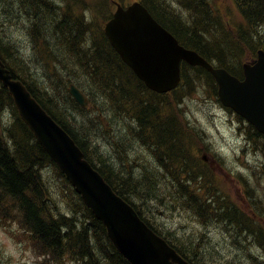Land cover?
<instances>
[{
    "label": "rangeland",
    "instance_id": "1",
    "mask_svg": "<svg viewBox=\"0 0 264 264\" xmlns=\"http://www.w3.org/2000/svg\"><path fill=\"white\" fill-rule=\"evenodd\" d=\"M13 1L15 0H0V26L3 25L0 27V37L5 43L14 46L17 56L27 64L30 73L28 81L33 83L35 88L42 89L46 94H49L50 98L58 101L61 104L60 111L70 118L78 137L88 138L87 141L89 140L91 144L89 145L92 147L90 157L92 162L98 165L99 160L95 156L99 155L104 158L103 161L109 171L113 170L117 174L120 173L132 178L131 183L134 186L136 184L138 187H135L141 192V200L137 202L135 199L132 202L144 214L142 215L145 217L147 215L152 219L157 228L163 230L179 249L184 248V252H190L189 246H193V249L195 247L196 256L201 254L200 258H194L199 264H264V245L256 244L252 236L247 237V239L241 238L237 235L238 232H236L234 224L228 225V223L219 220L220 215H215L221 212L220 210L214 214L215 220L212 217V211L205 210L204 205L206 202L215 207L212 197L215 195V189L219 190L218 194L223 195L229 203L241 210V214L242 211L248 213L264 229V139L257 138L251 141L250 139L253 137H250L247 123L241 118L240 120L230 110L225 109L210 86L207 87L205 82L197 84L196 79L190 93L184 91V93L172 98L174 99L173 102L176 98L181 99V103H178L180 105L174 103L170 107L173 111L167 109L165 114L158 113L157 115V110H155L157 116L155 118L159 120L153 117H150L149 120L141 117L142 121L137 123L133 119H128L127 116L123 115L124 113L111 109L110 104L102 95L101 88H98L101 93H97L95 86L90 85L94 78V75L90 74L88 77H73L72 80L77 83L80 82L78 87L86 90L88 97L93 102V107L85 111L76 107L77 105L75 106L69 100L63 104L66 107H62L60 101L61 85H57L58 90L53 85V79L56 77L65 79L68 76L67 69L75 70L70 66L73 65L75 68L80 65L76 64L75 60L81 61L78 56L85 58V54L81 51L85 42L79 45L77 56L69 54L72 59L65 56L61 51L66 50L64 46L61 44L59 47L56 46L55 48L59 52L57 55L58 62L48 68L49 65L47 66L46 60L50 56L47 54L49 48L54 46L53 44L56 42L54 31L59 26L57 27L56 24L46 26V34L49 35L47 38L49 47L46 43L47 48L43 46L41 53L37 55L36 48L39 47L34 42L39 43L36 41V37L39 38V35L33 32L28 19H26L34 13L36 7H32L27 1V3L21 1L23 6L18 0L17 2ZM184 1L164 0L162 5H167V11L178 15L183 24L190 25L192 21H189V12L181 4ZM193 1L195 0H191V3ZM50 2L54 6H59L62 0H50ZM134 2H139V0H66L63 5L67 7L66 11L70 13V21L78 13V15H83L85 23H92L95 27L101 26L103 28L105 23L102 21L101 15L109 13L113 15L117 11V5L127 7ZM11 3L15 5L14 11L9 8ZM207 3L211 4L209 6L212 10L221 16L223 25L227 26L230 32L244 28V21L233 0H207ZM54 6L51 9V14H58L56 17L59 18L60 11ZM3 10L5 13H2ZM39 11L37 14L40 13V20H55L54 16L52 17L47 11L43 9ZM40 20H37L39 24ZM203 21L204 18L202 17L201 22ZM207 24L213 25L211 22ZM241 25H243L242 28ZM68 29L64 31L65 35L68 36H65V43L68 42L66 44L69 45V49L74 43L69 41L73 31L69 32ZM70 29H74L78 38L83 39L84 31L78 34L79 27L71 25ZM260 30L264 33V27H261ZM214 33L216 34V32ZM91 35V32L88 31L85 34L84 39L88 44H90ZM78 38L74 39L75 44H78ZM214 41L215 43L220 42L219 36L214 37L212 42ZM0 42H2L1 39ZM67 45L65 46L67 47ZM255 58L254 55L247 59H238L236 62L232 60V67L238 73L241 70L243 75L244 65L252 62ZM71 61L72 64H70ZM80 63L82 65L85 62L81 61ZM100 69L102 68L100 67ZM77 74L80 75L79 72ZM113 75L117 74L114 73ZM129 78L127 76L117 82L121 92L127 90L131 85ZM100 79L98 80L99 83L102 82ZM108 86L112 87L111 85ZM91 90L94 91L91 92ZM141 97L144 98L143 95ZM147 102L148 104H155L154 100H147ZM138 106L140 105L132 106L131 109H134L135 113H145L147 105L143 108H138ZM135 108L137 109L135 110ZM171 114L175 118L174 120L171 117L174 122L182 123H179L182 125V129L191 135L185 137L184 142L181 143L182 148H185L191 156L193 163V166L186 167V170L191 172V169L196 167L193 171L195 174L198 173L197 176L201 175V177L196 176L194 180L187 178L185 183L180 184L179 189L178 185L174 186L177 190L176 193L169 189L168 186L171 183L165 182L163 174L161 175V167L159 168V164L163 162H160L158 158L165 155V151L161 147L159 149L156 147L155 137L150 135L149 131L143 132V129H140L143 122L152 124V126L162 124L165 116L167 118ZM6 115H9L8 111L5 113ZM167 143V148L173 150L175 148V151L180 145L169 141ZM168 168L169 171L172 170L170 164ZM42 172L52 174L54 168L45 166ZM49 177L50 182H47L45 186L60 202L61 210H65L68 217L75 215L78 220H81V212L76 211L78 209L73 206V204L78 203L76 197L64 189L62 183H57L55 177L52 175ZM173 184L176 185V183ZM185 184H187L186 189L182 192ZM166 194L171 196V201L165 198ZM178 196L181 197L179 203L182 204L174 201ZM148 198L149 201H147ZM184 202H188L189 206L190 204L191 206H198L200 213H206V217H198L192 210L184 208ZM66 206H70L75 212ZM207 210L210 214L206 212ZM1 217L3 216H0V264H47V261L28 244V236L23 233L18 222L9 221L8 216ZM250 247L256 248L251 250ZM99 248L101 247L99 246Z\"/></svg>",
    "mask_w": 264,
    "mask_h": 264
},
{
    "label": "trees",
    "instance_id": "2",
    "mask_svg": "<svg viewBox=\"0 0 264 264\" xmlns=\"http://www.w3.org/2000/svg\"><path fill=\"white\" fill-rule=\"evenodd\" d=\"M18 1L21 6H23L21 3V1H23L25 3L29 2L32 7H36V9H34V13H32L31 16H28V22L33 32L39 35V38L36 37V41H39V43L34 42V44L39 47L36 48L38 51L37 55L41 53V48L45 46L46 43L49 47V41L47 39L49 35L47 36L46 34V26L48 24H56L57 27L59 26V28L54 31L56 42L53 44L54 46L49 48V52L47 54L50 56L46 60L48 63L47 66L49 65L48 68L58 62L57 55L59 52L58 49L55 48L56 46L59 47V44L64 46L66 50L64 51L63 49L61 51L65 54V56L72 59L69 54L77 56L79 45L85 42L84 47L81 49V51L85 54V58L83 59L81 56H78L81 58V61H84L85 63H82L81 65V61L76 59L75 63L80 65L75 68L73 65L70 66L75 70L71 71L67 69L68 76L65 77V79L62 77H56L53 79L54 87L57 88L58 84L61 85L62 93L60 101L62 102V107H66L63 106V104H66L67 100L73 102L67 94V84L73 81V77H88L89 74L94 75L93 81L90 85L95 86L97 93L102 92V95L110 104L111 109L118 111L119 113H124L123 115L127 116L128 119H133L137 123L142 121L141 117L149 120L150 117H157L156 114L158 115V113L165 114L167 109L173 111L170 107H172L174 103H180L181 99L176 98L175 102H173L174 99L172 98L184 93V91L185 93H190L195 79L197 80V84L205 82L206 86H210L215 94H217L215 81L207 71L199 67H189L184 63L181 66L182 80L178 88L165 95H159L151 92L147 90L144 84L135 77L131 70L121 61L119 56L111 48L101 26L95 27L92 23H85L83 15H78V13L72 21H70V13L66 11L67 7L63 5L66 3V0H62V2L59 3V6H54L50 0ZM139 1L148 9L152 16L179 41L180 44L196 51L215 67H223L234 74H239L240 78L243 77L241 70L239 73L236 72L232 67L231 61L234 60L236 62L240 59L239 56H241L245 50L254 54L257 49L261 47L264 48V33L260 30L261 27H264V0H233L244 21V28L236 29L234 32H230L229 28L223 25L221 16L212 10V8L208 5L207 0H195L192 3L191 0L181 2L182 6L189 12V21H192L190 25H187L186 23L183 24L178 15L169 13L166 9L167 5H162L164 0ZM13 2H17V0ZM14 6L15 5L11 3L9 8L14 11ZM53 6L54 8L57 7L56 9L60 11L59 18L56 17L58 14H51ZM38 9L47 11L52 17L54 16L53 18H55V20H40L39 14L42 12ZM38 11L40 12L39 14H37ZM2 13H5L4 10ZM111 15L112 13L101 15L102 21L105 23ZM202 17L204 18L203 22H201ZM37 20H40V24ZM209 22L213 25L211 26L207 24ZM71 25L80 28L78 30V34L81 31H84V37L82 40L78 38L74 29H70ZM242 26L243 25L240 27L242 28ZM0 27H3V25L1 24ZM67 29L69 32L73 31L69 41H72L74 45H72V48L69 49V45L66 44L68 42L66 41L65 43L66 33L64 30ZM90 29H92V31H90ZM87 31L92 34L90 36V44L86 43L84 39ZM214 32H216V34ZM258 32L261 34L259 35ZM218 36L220 42H212L214 37ZM76 37L78 38V44H75L74 41ZM0 39L2 40V42H0V58L9 68L13 77L22 80L28 90L42 104L51 117L69 133L76 144L84 152L85 157L89 160L91 157L92 147L90 146L91 144L89 140L87 141L88 138L78 137L73 125L70 122V118L60 111L61 104L50 98L49 94H46L42 89L35 88V85L28 81L30 73L27 64L17 56L14 46L5 43L2 37H0ZM65 45H67V47ZM45 48H47V46H45ZM75 56L74 58H76ZM70 64H72V61ZM100 67L102 69H100ZM76 71L79 72L80 75H78ZM114 73L117 75H113ZM127 76L130 77L129 80L131 85L127 90L121 92L122 90L117 85V82ZM100 78L106 80H101ZM99 79L102 81L101 83H99ZM79 83L80 82H78V84ZM108 85H111L112 87ZM98 88H101V92ZM112 90H114V92H111ZM93 91L94 90H91V92ZM142 95L144 98L141 97ZM146 99L154 100L155 104H148L149 101L147 102ZM91 103L93 104L92 100ZM137 105H140L138 108H143L147 105L145 113H135L134 109H131L132 106L135 107ZM124 107H126V109H124ZM136 109L137 108H135V110ZM155 110H157L156 114ZM7 111L9 115L5 116ZM171 117L174 118L173 114L168 115L167 118L165 116V120H163V123H160L159 125L152 126V124H145L143 122V124L141 123L140 129L142 128L143 132L149 131V133H151L150 135L155 137L157 143L155 144L156 147H158V149L161 147L163 148V151H165V155L158 158L160 162H163L159 165H167L166 169L168 171H166L167 174H164V178L166 180L165 182L171 183L168 187L173 191V193H176L177 190L174 186L178 185L177 187L179 189L181 183H183L187 178L194 180L198 173L195 174L193 171L196 167L191 169V172H194V174H191V172L186 170V167L193 166L192 158L186 149H183L181 146L185 137H189L191 135L182 129V125H180L182 123L174 122L175 118L173 120ZM168 119L170 120L167 121ZM248 129L250 130V137H253L250 139L251 141H254V139L257 138L264 139V136L257 133L252 126H249ZM167 141L174 144L177 143L178 145L180 144L177 147V151H175V148L174 150L167 148ZM95 158H98V164H102L101 169L99 168L98 170L106 182L113 187L117 194L122 196V198L133 206L138 216L146 224L150 225V222L147 220L149 217L146 213V217L143 216L144 214L140 212V210H138L132 203L135 199H137L135 200L137 202L141 200V192L135 183L134 184L137 187L131 183L132 178L120 173L117 174L113 170L109 171L103 161L104 158L99 155H96ZM49 161H51L49 156L36 141L29 128L18 116L8 90L0 83V216H3L1 218L8 216L9 221H18V224L21 227L24 225L27 230L36 236L38 238L37 241L35 239L36 252L43 257H47V264H67L70 261H75L77 264H129L115 250L112 243L107 238L103 224L94 217L88 208L83 206L81 199L77 194L74 196L76 197L78 203L73 204V206L78 209L76 211L81 212L82 219L78 220L75 215L67 217L61 212L58 205L59 201L54 198L49 188L45 185L47 182H50L49 176L52 175L57 179V183L62 182V185L64 184L68 191L70 190V186H68L69 184L64 179L62 173L54 166V164H52V162ZM110 164L108 163V165ZM169 164L170 166H173L171 169H177L180 171L175 176L174 182L172 181V176L169 175ZM45 166L54 168V172L52 174L47 173L44 175L42 169ZM166 177L169 180H167ZM173 183H176V185ZM185 189L186 187H184L182 192H184ZM215 191V195L212 197L214 199L213 202L215 203V207L204 202L206 207L205 210H211L212 217L214 219V214L218 213V210H220L221 212L215 215H220L219 220L228 223V225L234 224L236 231L238 232L237 235L241 234V237L245 236L244 239H247L246 237L248 236H252L256 244H263L264 240L260 235L261 232H257L252 222L246 219V215L243 212L242 215L238 208L229 203L223 195L218 194L219 190L217 191L215 189ZM165 198L170 201L172 200L171 196L168 194L165 195ZM180 198L178 196L175 200L173 197L175 202L182 204L179 203L181 201ZM187 203H183L184 208L192 210L198 215V217H206V213H200V208L198 206H189ZM68 208H70V206ZM209 210L206 212L209 213ZM238 229L241 231L239 232ZM250 233H254L257 236H253ZM254 237H256V239ZM98 245L101 248H99ZM189 247L190 252H184V248H175L182 257L192 260L193 264H199L196 260H193V258H200L201 254L196 256V248L194 247L193 249V246Z\"/></svg>",
    "mask_w": 264,
    "mask_h": 264
},
{
    "label": "water",
    "instance_id": "3",
    "mask_svg": "<svg viewBox=\"0 0 264 264\" xmlns=\"http://www.w3.org/2000/svg\"><path fill=\"white\" fill-rule=\"evenodd\" d=\"M105 33L111 46L130 65L136 76L147 88L158 94L174 89L180 81V65L172 61L176 54L177 58L191 66L203 67L215 79L221 103L245 118L264 135V52H258L256 61L244 65V80L238 82L224 70L214 68L196 52L178 46V41L138 2L126 8L117 5V11L105 26ZM170 47L175 51L170 52ZM0 70L2 74L8 73L3 70L1 63ZM9 85L12 86L11 83ZM13 85L22 92L17 100L20 116L44 150L55 158L77 188L81 199L94 211L93 204L103 208L104 198H111L118 203L120 200L112 194L102 177L82 161L79 151L66 132L30 98L19 83ZM75 92L80 95L78 88H75ZM136 223L144 228L137 221ZM106 225L109 234L112 233L110 226ZM126 229L114 231L119 244L134 247L144 253L149 246L146 235L134 228ZM126 231L129 234H125ZM114 242L117 244L115 240ZM161 244L163 246L156 250L152 264H167L163 255L166 246ZM117 246L120 248L118 244Z\"/></svg>",
    "mask_w": 264,
    "mask_h": 264
},
{
    "label": "bare ground",
    "instance_id": "4",
    "mask_svg": "<svg viewBox=\"0 0 264 264\" xmlns=\"http://www.w3.org/2000/svg\"><path fill=\"white\" fill-rule=\"evenodd\" d=\"M206 2V1H204ZM212 2V1H211ZM200 3V2H199ZM202 3V2H201ZM207 4V3H206ZM214 4V3H213ZM143 5V4H141ZM194 5V4H193ZM208 5H211V4H208ZM144 6V5H143ZM213 7V6H212ZM4 8V7H3ZM14 15V14H13ZM40 15V14H39ZM113 15H111V17L105 21V25L104 27L102 28L103 30V33L104 35L106 36L109 44H110V41L107 37V34L105 33V26L106 24L112 19ZM28 19V18H27ZM16 20V19H15ZM25 20V19H24ZM178 46L182 47L183 49H186V50H191L190 48H187L185 47L183 44H180L178 42ZM114 50V49H113ZM170 52H174L175 50L173 49V47H170L168 49ZM115 53L119 56V58L121 59V61L131 70V67L130 65L122 58V56L116 51L114 50ZM264 52V48H259L256 50V52L254 54H251L249 53L247 50H245L243 52V54H241L240 59H247L249 57H253L254 55L256 56V54H258V52ZM178 55L176 54V56L173 57L172 61L175 62V63H178L179 65L182 64V61L177 58ZM244 57V58H243ZM0 63H1V67L3 68V70H5L6 72L8 71L7 74H2L1 70H0V83L2 84V86L4 88H6L8 90V93L9 95L12 97V100H13V104H14V107L17 111V114L18 116L21 118L22 122L27 126V124L23 121L22 117L20 116L19 114V110H18V107H17V100L21 97V94L22 92L16 87L14 86L13 84H17L19 83L25 90L26 92L28 93V95L30 96L31 99L34 100V102L50 117L51 115L47 112V110L42 106V104L33 96V94L28 90V88L25 86V84L22 82V80L18 79V78H15L13 77L11 71L9 70V68L6 66V64L3 62V60L0 58ZM219 69L221 70H224L231 78L235 79L236 81L238 82H241L242 81V78H240V75L239 74H234L232 72H230L229 70H227L226 68H223V67H219ZM39 75V74H38ZM135 77L141 82L144 84V86L146 87L145 83L140 80L136 74L134 73ZM9 83L12 84V86L9 85ZM78 83L75 82V81H72V82H69L67 84V94L68 96L71 98V100L73 101L72 103L82 109V110H85V111H88L90 110L92 107H93V104L91 103V100L90 98L88 97V93L86 92L85 89H80L78 87ZM75 88H78L79 89V92H80V95H77L76 92H75ZM147 90L151 91V92H154L156 94H158L157 92L149 89L146 87ZM159 95H165V94H159ZM181 103V102H180ZM180 105V104H178ZM225 109H228L230 110L232 113H234L235 115H237L231 108H228V107H224ZM53 119V118H52ZM192 119V118H191ZM4 120V118H3ZM54 120V119H53ZM55 121V120H54ZM247 123V127L250 126V122L248 121H245ZM55 123L63 130L66 132V135L68 136V138L71 140V143L74 144V146L76 147V149L79 151L80 155H81V158H82V161L84 163H86L91 169H93V171H95L96 173H98L100 176H102V174L99 172V168L101 169L102 167V164H95L92 162L91 158H89V160L85 157V154L84 152L80 149V147L76 144V142L73 140V138L69 135V133L63 129L56 121ZM193 126V125H192ZM28 127V126H27ZM8 139V138H7ZM37 141V140H36ZM38 142V141H37ZM39 143V142H38ZM40 144V143H39ZM44 150V149H43ZM45 151V150H44ZM50 160L49 162H52V164H54V166L62 173V175L64 176V179L68 182V186H70V190L68 191L66 186L63 184L64 188L72 195H76V194H79L78 191H77V188L72 184L71 180L67 177V175L63 172V170L59 167L57 161L55 160V158L51 155H49L48 153H46ZM53 166V165H52ZM53 166V167H54ZM166 164L165 165H159V168L161 167V175L164 176V174H167L166 171H168L166 169ZM208 166V165H207ZM48 167V166H47ZM54 167V168H55ZM171 168H173V166H171ZM208 169V168H207ZM210 169V168H209ZM48 171V170H47ZM27 172V171H26ZM178 171L177 169L176 170H171L169 171V175L172 176V181L174 182V178L175 176L178 174ZM44 175L47 174V173H43ZM201 177V175H199ZM45 177V176H44ZM103 177V176H102ZM104 179V177H103ZM53 180V179H52ZM105 180V179H104ZM188 180V179H187ZM106 181V180H105ZM186 181V180H185ZM62 183V182H60ZM56 184V183H55ZM187 186V184H185V187ZM34 188V187H32ZM110 188H111V191H112V194L118 198L121 202L119 201L118 203H116L115 201H113L111 198H104L102 199V205H103V208L101 207H98L97 205L93 204L94 205V209L95 211L93 210V208L91 206H89L84 200H81V203L83 204L84 207L88 208L92 214L94 215V217L99 220L104 228H105V231H106V236L107 238L110 240V242L112 243L113 247L115 248V250L129 263V264H152L153 263V259H154V256L156 253V250H158L160 247H161V243H163L166 247L165 249L163 250V255H164V260H166V263L167 264H193L192 260H189V259H185L184 257H182L178 250L176 249L177 246L173 243V241L170 239V237L165 233L163 232V230H161L160 228H157L156 224L154 223V221L152 219H147L149 222H150V225L149 224H146L137 214V212L135 211V209L133 208V206L128 203L124 198H122V196H120L119 194H117V192H115V190L113 189V187L110 185ZM62 190V189H61ZM36 191V190H35ZM182 193V192H181ZM60 194V193H59ZM191 194V193H190ZM186 195V194H185ZM188 197V196H187ZM156 200V199H154ZM193 200V199H192ZM149 201V198L148 200ZM133 203V202H132ZM187 203V202H186ZM191 203V202H190ZM134 204V203H133ZM58 205H59V208L61 207L60 206V202H58ZM135 205V204H134ZM233 205V204H232ZM191 206V204H190ZM235 207V205H233ZM67 207V206H66ZM65 207V208H66ZM68 208V207H67ZM129 211H128V210ZM61 210V208H60ZM70 210V209H69ZM241 211V210H240ZM59 212V211H58ZM61 212L63 214H65L67 216V213L65 212V210H61ZM175 212V211H174ZM245 215H246V219L250 220L252 222V224L255 226L257 232H261L260 235L261 237L263 238L264 240V229L262 228V225L259 224L258 222L256 223V221L254 219H252V217L250 215H248V213H245L244 211H242ZM173 213V212H172ZM61 215V214H60ZM57 217V216H56ZM64 217V216H63ZM68 217V216H67ZM72 219V218H71ZM216 219V218H215ZM141 224L144 228H142L141 226H139L136 221ZM15 222H18V221H15ZM22 222V221H20ZM75 223V222H74ZM76 224V223H75ZM110 226L111 230H112V233L111 236L108 232V229H107V225ZM218 224H220L218 222ZM217 224V225H218ZM30 225V224H29ZM74 225V224H72ZM77 226V224H76ZM78 227V226H77ZM127 228V229H126ZM129 228H134L136 230H139V231H142L148 241H149V246L148 248L146 249V251L144 253H141L139 252L136 248L134 247H130V246H126L124 244H119V240H118V237L115 236L114 234V231L115 230H118V229H121V230H128ZM21 229L23 230V233L28 236V244L33 248V250L36 252V247H35V239L36 241L38 240V238L36 236L33 235V233H31L29 230L26 229V227H24V225L21 227ZM217 229V228H216ZM230 231V230H229ZM121 232V231H120ZM237 232V231H236ZM256 232V231H255ZM232 233V232H231ZM248 233V232H247ZM38 234V233H37ZM41 234V233H40ZM43 234V233H42ZM48 234V233H47ZM88 234V232H87ZM125 234H129L127 231L125 232ZM252 234L253 236H255L256 234L254 233H250ZM259 234V233H258ZM68 235V234H67ZM247 235V234H245ZM40 236V235H39ZM43 236V235H42ZM235 236V235H234ZM240 236V235H238ZM257 236V235H256ZM50 237V236H49ZM53 237V236H52ZM241 237V236H240ZM239 237V238H240ZM245 237V236H244ZM243 237V238H244ZM44 238V237H43ZM242 238V237H241ZM247 238V237H246ZM249 238V236H248ZM256 239V237H254ZM47 239V238H46ZM60 239V238H59ZM117 242V244L120 246V248L117 246V244L114 242V240ZM253 239V238H252ZM243 240V239H241ZM262 240V241H263ZM45 241V240H44ZM51 241V240H50ZM49 241V242H50ZM56 241V240H55ZM244 241V240H243ZM247 241V240H246ZM249 241V240H248ZM254 241V240H253ZM240 242V241H239ZM63 243V242H62ZM245 243V241H244ZM50 244V243H48ZM67 244V243H66ZM65 244V245H66ZM251 244V243H250ZM259 246L260 245H264V243L262 244H258ZM163 246V245H162ZM176 247V248H175ZM239 247V246H238ZM248 247V246H247ZM57 248V247H56ZM251 248V247H250ZM252 248H256V247H252ZM251 248V250H252ZM77 249V248H76ZM84 249V248H83ZM92 249V248H91ZM199 249V248H198ZM78 250V249H77ZM93 251V250H92ZM206 251V250H205ZM91 252V251H90ZM37 253V252H36ZM63 253V252H62ZM92 253V252H91ZM82 254V253H81ZM40 255V254H39ZM43 259L46 260L47 257H43L42 255H40ZM72 256V255H71ZM70 256V257H71ZM92 256V255H91ZM208 256V255H207ZM77 257V256H76ZM85 257V256H84ZM179 260V261H178ZM193 260H195L193 258ZM84 263V262H83ZM67 264H77V262H72L70 261L69 263Z\"/></svg>",
    "mask_w": 264,
    "mask_h": 264
}]
</instances>
